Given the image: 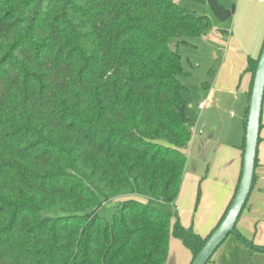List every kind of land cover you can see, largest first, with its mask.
Listing matches in <instances>:
<instances>
[{
  "label": "trees",
  "instance_id": "16d2710c",
  "mask_svg": "<svg viewBox=\"0 0 264 264\" xmlns=\"http://www.w3.org/2000/svg\"><path fill=\"white\" fill-rule=\"evenodd\" d=\"M208 4L220 20L236 11ZM205 20L175 0H0V264H168L173 239L193 262L232 203L206 237L161 206L193 138L178 48Z\"/></svg>",
  "mask_w": 264,
  "mask_h": 264
},
{
  "label": "rangeland",
  "instance_id": "374dc122",
  "mask_svg": "<svg viewBox=\"0 0 264 264\" xmlns=\"http://www.w3.org/2000/svg\"><path fill=\"white\" fill-rule=\"evenodd\" d=\"M175 1L198 18L207 17L201 26L200 35L189 39L192 45H183L178 48L182 55L183 69L187 73L181 78L187 88L184 91V99L188 104L187 116L193 125V138L186 152L188 157L186 173L191 174L190 179L194 175L198 180H196L193 206L187 205L191 199H189V186H185L184 189V182H182L183 191L181 186L180 193L183 192L184 202H189H185L182 212L176 211L175 205L161 204V206L177 212L184 224L196 227L199 220V207L202 204L203 207L208 206L204 203L205 193L208 191L206 182L218 163L223 162L227 157L221 152L222 148L241 146L245 141V112L246 107L249 106L248 75L242 76L245 70L243 68L247 65L246 60H242L238 54L241 53V48L242 51H246L244 49L249 51V48L252 50L253 42L261 28L263 10H260L257 5L248 3V0H217L226 9L236 7L231 19L220 20L215 16L208 0ZM175 43V41L172 43L174 48ZM201 103L204 104L203 108L199 107ZM262 124L258 145V165L255 171L258 185L264 183V103ZM199 188L201 197L199 206L196 208ZM118 205L117 201L105 203L101 213L111 219ZM242 225L243 217L239 219L237 227ZM194 229L198 232L197 228ZM255 229L257 235L252 234L250 238L255 244L263 245L264 218L257 223ZM174 242L180 243L179 240L173 239L172 247ZM213 256V261L208 264H214L216 260L218 264H264V253H252L234 234L228 237ZM170 263L173 264L172 259Z\"/></svg>",
  "mask_w": 264,
  "mask_h": 264
},
{
  "label": "crops",
  "instance_id": "0c3cea01",
  "mask_svg": "<svg viewBox=\"0 0 264 264\" xmlns=\"http://www.w3.org/2000/svg\"><path fill=\"white\" fill-rule=\"evenodd\" d=\"M248 3L257 5L260 10H263V14L261 28L256 35L255 41L253 42V46L251 47L252 50H250L249 48V51H247L248 49H244L246 51H242L241 48V53L238 54L242 57V60H246V65L248 64L247 58L249 56H252L253 58H257L259 56L264 44V1L248 0ZM237 44L238 43L236 42V45ZM225 64L226 62L224 63V65ZM246 67H244L243 70L246 69ZM244 75H248V94L249 85L251 82V74H243L242 76ZM222 149L223 150H221V152H223L224 155L226 154L227 157L224 158L223 162L220 161L218 163V166H220V168L217 166V168H215V170L213 171V174H211L209 180L206 182V189L208 191L205 193L204 203L208 206L203 207L202 204V206L199 207V220L197 221L196 227L194 226V228H197L198 230L197 233H199L203 237H206L216 227L220 219L223 217L234 197L236 188L239 185L241 178V172L243 168V153L241 150V146H230L226 148L224 147ZM224 169L226 171H222ZM190 175L191 174H189V172L185 174L183 186L184 189L185 186H189V199L191 200L190 202L187 201L189 202L187 205L193 206L192 204L194 203L196 194L195 188L197 186L196 180H198V178L192 175V179H190ZM184 199L185 198L182 192V194L180 193V199L178 198V200L174 204L176 211L179 212L183 210V205L186 202H184ZM241 217H243V225L238 228L239 231L250 240H253L250 238V236L252 234L255 236L257 235V228L255 229V227L257 223L261 222V220L264 218V183H261L260 185H258L257 183L255 184V187L252 190L251 196L249 198L248 207L244 210ZM181 220L184 226H188L184 224L183 219ZM183 247L184 246L181 244V242H174L173 247L171 246L170 259L168 264H171V259L173 260V264H190L192 256L191 254H189V251L184 250ZM214 264H218V261H214Z\"/></svg>",
  "mask_w": 264,
  "mask_h": 264
},
{
  "label": "water",
  "instance_id": "95a60500",
  "mask_svg": "<svg viewBox=\"0 0 264 264\" xmlns=\"http://www.w3.org/2000/svg\"><path fill=\"white\" fill-rule=\"evenodd\" d=\"M263 103L264 47L256 69L252 94L249 102L243 169L239 188L232 200L231 206L224 220L211 234L204 247L200 250L191 264H207L223 241L226 240L229 235L235 233V227L238 219L252 190L261 131Z\"/></svg>",
  "mask_w": 264,
  "mask_h": 264
},
{
  "label": "built area",
  "instance_id": "2783aa9c",
  "mask_svg": "<svg viewBox=\"0 0 264 264\" xmlns=\"http://www.w3.org/2000/svg\"><path fill=\"white\" fill-rule=\"evenodd\" d=\"M256 1H264V0H256ZM199 107H200V108H203V107H204V104L201 103V104L199 105Z\"/></svg>",
  "mask_w": 264,
  "mask_h": 264
}]
</instances>
